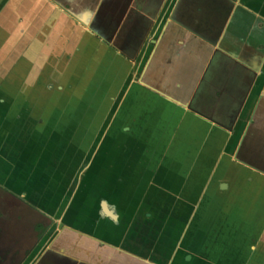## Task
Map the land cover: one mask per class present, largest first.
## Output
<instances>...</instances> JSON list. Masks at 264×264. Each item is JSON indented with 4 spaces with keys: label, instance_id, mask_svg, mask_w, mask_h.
Here are the masks:
<instances>
[{
    "label": "crops",
    "instance_id": "obj_1",
    "mask_svg": "<svg viewBox=\"0 0 264 264\" xmlns=\"http://www.w3.org/2000/svg\"><path fill=\"white\" fill-rule=\"evenodd\" d=\"M1 26L7 37L18 29L0 50V63L10 48L16 65L3 77L13 85H0V188L29 202L56 174L52 159L64 168L56 205L31 204L53 220L52 238L23 264H224L197 250L202 221L184 229L233 185L263 197L264 0H9ZM15 37L32 43L25 54ZM22 138L23 160L12 148ZM251 155L253 165L242 162ZM225 198L204 219L222 243L242 223ZM73 203L64 249L51 248ZM258 204L257 234L216 257L264 264Z\"/></svg>",
    "mask_w": 264,
    "mask_h": 264
},
{
    "label": "flooded vegetation",
    "instance_id": "obj_2",
    "mask_svg": "<svg viewBox=\"0 0 264 264\" xmlns=\"http://www.w3.org/2000/svg\"><path fill=\"white\" fill-rule=\"evenodd\" d=\"M221 106L223 105L221 104ZM208 116L212 117L217 122L225 124L218 119V116L216 117L211 114ZM233 118H235V116ZM20 141L22 142L19 147L13 145L12 148L13 152H16L15 156L23 160L26 156L22 150L24 149L27 139L25 140L22 138ZM52 160H55L54 167H56V174H54V176L49 180L50 182L47 181V186L44 184L42 179H39L41 181L39 182L40 185L36 186L34 189L38 190L39 193L31 189L34 193L32 192L30 194V198L28 200L30 203L23 201L21 204L17 202L16 199H12V197L6 195L2 187L0 188V264H23L37 248L41 247L43 244L44 246L42 247L46 248L48 246L45 245V240L46 238H52L53 220L49 218L50 216L48 217V213H46V211L35 213L32 205H42L47 208L52 204L56 205L58 198L62 196L63 185H60L59 182L61 183L62 180L61 170L64 169L63 163L57 161V157ZM57 162L59 163L56 165ZM70 165L72 168L69 169V171H63V174H67L68 172L71 175L73 174L71 172L76 170L75 168L77 167L74 166V162ZM81 178L83 180L84 175ZM41 191H45V193H40ZM61 210L60 213L62 212ZM75 212L76 204L73 203L71 209L68 210L64 216L61 229L57 234L59 237L56 241H54V243H52L51 248L56 247L58 249H64V246L62 245H64V238H66L65 234L70 232L68 230H73L65 224H67V220L72 217ZM24 221L25 223L27 222V225L24 224ZM14 222L16 225L22 223V226L16 227ZM10 234L15 235V237L13 236L14 239L8 242L4 240L5 243H3V238L10 236Z\"/></svg>",
    "mask_w": 264,
    "mask_h": 264
},
{
    "label": "rangeland",
    "instance_id": "obj_3",
    "mask_svg": "<svg viewBox=\"0 0 264 264\" xmlns=\"http://www.w3.org/2000/svg\"><path fill=\"white\" fill-rule=\"evenodd\" d=\"M8 1L9 0H1L0 1V11L2 10L4 5ZM14 20L18 22L17 19H14ZM4 24H6V25H3V26L5 28H7V26H8L7 23H4ZM16 25H17V23H16ZM16 29H18V27ZM16 29L12 30V32H10V34H8V37H7V32H5L6 30L2 26L0 27V50L2 49L3 46H6L7 44L9 46V43L11 42L10 39H11V37L14 36V31ZM15 39H16V37H15ZM15 39H13L12 42H15V44L17 45V48L22 47V53L25 54L24 52L27 50L28 46L31 45L32 43L31 42L26 43V42L20 41L18 39H16V40ZM13 53L14 52L9 48L5 54L6 56L3 59V62L0 63V76L2 77V80H0V85H2V87L4 86L6 89H9L10 86L13 85L12 82L11 83L6 82V81L4 82V80H3L4 75L6 77H8L11 73H13L14 68L16 67V65H14V63H15L14 58L15 57H14ZM22 53L20 56L18 55L19 57H18L17 61L19 60L20 62H25L26 60H23L24 58H23ZM20 83L23 85L22 86L23 88L25 87L26 89H29V87H28L29 84L27 82H18V86ZM223 165L225 166V162H221V164L218 168V171H221L223 169V167H224ZM240 191L236 189L235 185H233L226 192H219V193L217 192L215 195H213L211 197H207V199H206L207 202H205V204H203L204 205L203 207L199 208L197 211H196V209L194 211L192 210L190 215H189L190 219H191L190 220L191 224L189 223L190 225L188 224L186 229H184V230H186L188 233H193V228H194L196 221H198V223L200 221H202V224H200V225L198 224V226L196 227V231L199 232V234H202V233L204 234V236H202L203 241L199 242L198 243L199 247H196V248L198 251L204 252L205 254L210 256L211 260L214 259V262L215 261L218 263L224 262V264H227L226 259H220L219 257H216V256H218L217 251H219L220 249H224L223 251H225L224 252L225 255H228V253H230V250L237 249L239 240L242 243L244 239L245 240L247 239L248 235L254 234L255 232L257 234V232H258V230L255 228L256 218H254V216H256V211H254V205L253 204L259 203L255 208L257 209L260 206V209L263 210V212H261L260 209L259 210L257 209V217H258V214L263 215L264 214V194L262 195L263 196L262 198L259 196L261 194H259L258 196L256 195V197H255L256 199L253 200V195H247V194L245 195V193H241ZM222 195L226 197L225 201L229 197L227 199V201L230 200V198H231V202H233V205L229 207L230 208L228 210L229 213H227V214H229L231 217L233 216V217H237V218L242 219V223H240V225L238 227L239 231H237V229H236V234H235V232L231 231L230 228H228V232L224 237L225 243L224 242L222 243L220 241H216V239L218 238L217 236H213L212 240L210 239L209 234L211 232L209 231V228L206 229L205 221H204V219L206 217H210L212 212L217 213V215L215 217L218 216L219 210L215 205H213V203H214V201L219 200L222 197ZM237 201H239V204ZM243 203H245V204L247 203V205L242 206ZM206 205H210V206H206ZM239 207H240V210H239ZM241 208L242 209L244 208V210H242V213H240ZM208 209H210V211H208ZM223 215L221 216L222 218L225 216V215L224 216ZM200 217H202V218H200ZM234 220L236 221V218ZM251 223H253V224H251ZM258 224H259V222H258ZM220 230H221V228H220ZM222 244H225L224 245L225 247L222 246ZM261 245L264 247V237H263V241H261V243H260V247H261ZM194 259H196V258H194ZM196 261H194L195 264H197ZM207 263L209 264L207 258L201 259V264H207Z\"/></svg>",
    "mask_w": 264,
    "mask_h": 264
},
{
    "label": "water",
    "instance_id": "obj_4",
    "mask_svg": "<svg viewBox=\"0 0 264 264\" xmlns=\"http://www.w3.org/2000/svg\"><path fill=\"white\" fill-rule=\"evenodd\" d=\"M119 51L121 54H123L125 57H128L130 60H135L136 59V56H135V52L137 50H131V48L127 45H123L121 48H119ZM190 110H193L191 106L188 107ZM208 119H210L212 122H214L215 124L223 127V128H226V129H230V127H228L227 125H224L220 122H217L215 121L213 118H210V117H207ZM250 158V157H249ZM238 159V158H237ZM253 155H251V158L249 160H242L243 163L245 164H249V165H253ZM223 187H226L225 185ZM104 209L106 210L107 212V215L111 216V211L109 210L108 206L106 203H104Z\"/></svg>",
    "mask_w": 264,
    "mask_h": 264
}]
</instances>
